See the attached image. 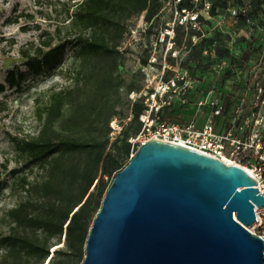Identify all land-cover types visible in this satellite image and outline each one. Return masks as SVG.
I'll use <instances>...</instances> for the list:
<instances>
[{"label": "trees", "instance_id": "1", "mask_svg": "<svg viewBox=\"0 0 264 264\" xmlns=\"http://www.w3.org/2000/svg\"><path fill=\"white\" fill-rule=\"evenodd\" d=\"M166 1L63 0L66 9L62 20L52 29L41 30L36 43L20 49L28 72L34 76L66 71L64 55L68 49L72 50L70 63L75 68L70 83L52 87L44 100H35V132L16 142L21 166L10 170L9 178L0 179V191L8 188L18 196L15 204L0 213V264L83 261L86 237L104 193L115 173L127 164L131 151L136 152L139 145L130 139L143 128L140 116L149 110L142 95L132 102L128 99L139 87L134 81L125 82L118 73L117 58L128 32L127 22L143 14L149 28ZM208 1L214 14L229 0ZM193 5L192 0L176 3L183 13L193 12ZM248 5L254 13L264 14V0H248ZM195 18L199 20L198 15ZM188 46L197 48L190 41ZM263 48L264 37L261 47H255L252 40L243 48L240 70L251 66L253 59L260 68L256 73L250 67L244 82L228 64L220 73L212 74L220 86L217 125L229 119L238 100L244 98L247 106L253 88L264 86V60L259 62ZM195 53L200 55L201 50ZM25 78L26 71L9 70L0 83V94L6 88H19ZM227 80L228 91L223 86ZM174 89L169 88L163 96ZM196 90L201 94L200 88ZM189 97L191 94L179 106L163 100L157 109L151 108L150 116L156 122L186 121L180 116L181 108L186 101H198ZM124 105L130 114L123 124L125 116L119 113ZM116 118L121 126L112 137L110 123Z\"/></svg>", "mask_w": 264, "mask_h": 264}, {"label": "rangeland", "instance_id": "2", "mask_svg": "<svg viewBox=\"0 0 264 264\" xmlns=\"http://www.w3.org/2000/svg\"><path fill=\"white\" fill-rule=\"evenodd\" d=\"M177 1H166L149 28L143 14L130 18L128 32L120 45L118 73L125 82L134 81L139 87V91L129 94L128 99L132 102L140 94L149 109H155L163 100L179 106L189 94L190 99L200 100L208 92L220 102V86L212 78L214 73L209 66L224 59L236 73L242 69L241 54L248 42L253 40L255 47L263 45L264 14L254 13L248 0H229L225 8L217 7L214 14L209 11L208 0H192L194 11L189 13L178 10ZM65 9L63 0H0V83L11 69L26 71V78L19 88H6L0 94V179L9 178L10 170L21 166L16 142L35 132V100H44L50 88L71 82L69 77L73 76L75 68L70 63L71 49L64 55L66 71L46 72L39 76L28 72L25 59L20 55V49L28 47L30 42H37L41 30L52 29L62 20ZM197 15L199 20L193 19ZM203 38L212 42L202 41ZM189 41L191 45H197L195 50L189 49ZM199 49L201 54L197 55L195 52ZM250 65L242 70L240 79L243 82L250 67L256 73L260 71L256 59ZM165 78L176 84L175 90L167 96H163L167 88ZM197 88L201 89V94ZM126 101L124 97V103ZM209 111V106L200 108L195 102L186 101L180 116L201 121ZM129 114V107L124 105L119 113V116H125L123 124ZM110 125L115 127L110 133L114 137L121 126L119 119H113ZM132 156L133 150L128 161ZM17 200L16 194L3 188L0 213ZM256 231L261 232L254 228Z\"/></svg>", "mask_w": 264, "mask_h": 264}, {"label": "water", "instance_id": "3", "mask_svg": "<svg viewBox=\"0 0 264 264\" xmlns=\"http://www.w3.org/2000/svg\"><path fill=\"white\" fill-rule=\"evenodd\" d=\"M241 166L151 138L106 189L80 264H264V206Z\"/></svg>", "mask_w": 264, "mask_h": 264}, {"label": "built area", "instance_id": "4", "mask_svg": "<svg viewBox=\"0 0 264 264\" xmlns=\"http://www.w3.org/2000/svg\"><path fill=\"white\" fill-rule=\"evenodd\" d=\"M263 60L264 48L259 56V62ZM226 66L227 61L221 59L210 67V71L217 74ZM236 73L239 78L243 74L242 71ZM246 76L248 77V73ZM165 86L167 87L165 93L169 88L176 87L170 80L165 82ZM223 86L225 90H229V81H225ZM196 105L200 108L210 107V111L202 116L201 121L190 118L183 122L170 120L156 122L155 118L150 116L151 109L147 110L141 115L143 128L130 141L140 145L151 138L160 139L194 149L229 164L247 166L253 172L251 176L256 180L254 187H257L258 192L264 196V86L257 85L253 88L247 106L244 98L238 100L229 119L220 125H217L216 119L221 114V106L209 92L198 100ZM111 127L115 130L113 125ZM118 131L119 129L117 133ZM254 210L258 219L255 229H260V235L264 239V206L254 207Z\"/></svg>", "mask_w": 264, "mask_h": 264}, {"label": "bare ground", "instance_id": "5", "mask_svg": "<svg viewBox=\"0 0 264 264\" xmlns=\"http://www.w3.org/2000/svg\"><path fill=\"white\" fill-rule=\"evenodd\" d=\"M243 169H245L250 175H253V172L250 170L247 166H241ZM257 209V208H256ZM258 221L253 224V226L250 228L252 231H254V228L256 227Z\"/></svg>", "mask_w": 264, "mask_h": 264}]
</instances>
